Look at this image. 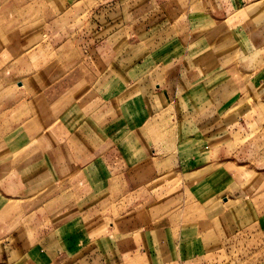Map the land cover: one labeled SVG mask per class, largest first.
<instances>
[{
	"label": "crops",
	"instance_id": "obj_1",
	"mask_svg": "<svg viewBox=\"0 0 264 264\" xmlns=\"http://www.w3.org/2000/svg\"><path fill=\"white\" fill-rule=\"evenodd\" d=\"M41 1L45 24L31 31L17 12L32 0H0L20 24L10 44L0 36V264H53L69 254L79 264H162L133 215L161 204L171 183L192 194V206L225 212L246 202L264 244L256 194L264 173L253 169H264V0H149L146 27L133 33L139 18L131 17L123 36L105 33L110 14L134 0H98L97 29L75 39L53 29V0ZM86 1L57 5L84 10ZM248 104L257 114L246 119ZM165 145L172 155L159 153ZM180 150L192 157L180 160ZM217 171V196L198 191ZM92 181L88 197L81 185ZM105 181L108 192L95 193ZM73 185L82 203L53 217L43 200ZM204 210L212 223V204ZM229 258L214 248L166 264Z\"/></svg>",
	"mask_w": 264,
	"mask_h": 264
},
{
	"label": "rangeland",
	"instance_id": "obj_2",
	"mask_svg": "<svg viewBox=\"0 0 264 264\" xmlns=\"http://www.w3.org/2000/svg\"><path fill=\"white\" fill-rule=\"evenodd\" d=\"M73 1L74 0H53L51 5L54 18L53 22L59 23H53V29H61L65 34L70 33L72 34L71 37L75 39L83 32L87 33L97 29L91 20L94 14L97 15V12L95 11L93 14V11L98 10V2L96 3L98 0L86 1L84 10L82 9V3L69 6V8H62L57 5V2H68L69 4H72ZM146 1L149 0H134V5L131 8L116 7V11L110 14V21L112 24L111 26L107 27L105 33L107 34V32L114 29L117 33H121L122 30H125L124 27L129 23V19H131V17L133 20L139 18L137 22L139 28H136L134 25L132 28L133 33L146 27L148 18L150 17L148 14L152 15L153 12L152 5L146 4ZM7 3L8 2H6L3 7H0V12L3 11V13H6L4 21L0 23V36H2V33H4L6 45L11 43L12 37L17 33L16 30L19 29L18 27L20 25L14 24L13 21H9L13 18V12L12 10L8 11ZM31 3L32 4L28 5L27 7L18 10L17 14L25 20L22 22V28L26 27L31 31H38L45 24L44 2H40V0H32ZM62 10L66 11L61 15ZM108 13V11L103 12L101 18L106 20ZM142 18L145 19V21H142ZM62 20L63 22H60ZM127 33L130 36V32L127 31ZM98 36H102V34ZM35 40V38L31 39V41ZM247 106L248 108H246L249 109V112L246 114V119H248V117L252 118L255 114H257L254 111L255 108H251L252 105L250 106V104H248ZM163 115H165L166 120H169V113H165ZM163 115L162 118L164 117ZM163 120L165 121V119H162V121ZM259 122L260 126L264 124L262 117L259 118ZM260 126H258L256 122V125L251 128L254 130L258 129ZM238 143L241 144L242 141L239 140L238 136H236V140H233V143H230V145L236 148ZM168 146L170 147V145ZM159 153H169L172 155L173 151L167 149V145H165V149L160 150ZM229 153H231V151ZM175 154L178 155L180 160L192 157L191 150L175 151ZM209 158L212 157L210 156ZM253 166L255 165L253 164L252 167ZM253 169L254 172L264 173V169L261 167L255 166ZM107 171L108 168L103 169V171L100 172V174L103 176L102 179H105V176L108 175L106 173ZM11 172H13V168H11ZM97 173L94 172V175ZM90 177L91 176H88V178ZM93 178H91V180H93ZM221 180V174L219 171H217L198 191L202 192V194L206 192L205 195L207 196L212 194L213 197H216V194L222 187H224L220 185ZM248 180H252V175L247 178L245 183ZM101 184L104 185L102 187H100V185L97 186L98 191L95 192L99 195L106 194L110 185L107 181L102 182ZM84 185H86L85 193H87L84 195L92 197L94 195L91 193L92 188H94V185L96 184H94L92 181L90 183L82 184L81 187H84ZM111 185L113 186L115 183ZM166 187H168L167 184ZM76 188L77 186L73 185L68 189L69 191L61 190L55 198L43 200L45 206L55 213L53 217L59 218L56 213H58L63 208L66 209L68 207V209H71L72 207L74 208V206L79 202L82 203L83 200H79V195L77 197L75 196L77 193ZM71 191H73V199H70L72 195ZM151 191L152 189L149 191L152 194ZM256 191V194H261L260 198L263 200L264 181L262 182L261 187ZM89 201L91 200H86L87 203ZM157 201L158 200H156L155 203L150 201L148 202V205H143L144 207L140 208L139 215L135 214L133 217L137 218L138 221L141 220L143 222L141 223L143 224V228H145V230H143L141 234L144 237H149L151 243H153V247L149 246V250L151 253L153 252L154 254L157 253L160 255V258L158 257L157 259L158 262L166 264L169 262H175L178 258L181 259L188 256L192 257V255L206 250L221 248L222 251L229 255L231 264H264V244H262L260 241L258 227H256V224H253L254 221L251 219V217L253 218V214L250 212L251 215L249 214V218L247 217V210L251 208L252 211V207H250L248 204H245L246 202L243 203L245 206L237 204L235 207H228L227 210L225 209V212L222 209L217 210V206L211 202L202 206H192V194H190V192L185 188L179 189L178 187H175V189H173L172 183L169 184V190L166 196H163V202L159 204ZM223 201L224 200L220 199L218 200L217 204H219L221 207V205H223ZM211 204L214 211L213 221L212 223H205V221H203L205 217L204 208L210 207ZM262 204L264 205V203ZM260 211H264L263 206L260 208ZM191 218H197L198 223L201 222V224L196 226H188V221H190ZM65 228L66 227H64L63 230H65ZM158 240L160 241L161 246H158ZM77 260H79V258L69 254L67 257H59L53 264H79Z\"/></svg>",
	"mask_w": 264,
	"mask_h": 264
}]
</instances>
